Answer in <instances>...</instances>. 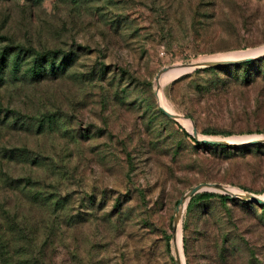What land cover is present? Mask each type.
Listing matches in <instances>:
<instances>
[{
  "label": "rangeland",
  "instance_id": "obj_1",
  "mask_svg": "<svg viewBox=\"0 0 264 264\" xmlns=\"http://www.w3.org/2000/svg\"><path fill=\"white\" fill-rule=\"evenodd\" d=\"M157 95L197 137L232 144L192 141ZM251 136H264V0H0V264H174L186 190L264 195V143L235 139ZM179 223L184 264H264V202L211 187Z\"/></svg>",
  "mask_w": 264,
  "mask_h": 264
},
{
  "label": "water",
  "instance_id": "obj_2",
  "mask_svg": "<svg viewBox=\"0 0 264 264\" xmlns=\"http://www.w3.org/2000/svg\"><path fill=\"white\" fill-rule=\"evenodd\" d=\"M254 58V56H245L242 58H235V59H215V60H203V61H196V62H189V63H185V64H180V65H173L176 69L181 70L180 74H184L186 72L192 71L194 69H198V68H204V67H214V66H221V65H231V64H237L243 61H246L248 59H252ZM173 66H168V67H162L160 68L154 75V82L157 86V79L159 77V75L163 72H165L168 68H171ZM178 75V76H179ZM161 111L163 112V114L165 116H167L168 118L175 120L176 121V117L178 116V114L175 113H171L166 111L163 107L159 106ZM189 135H191V137L193 139H195V141H198L200 143H205V144H215V145H227V144H232V142L226 140V139H221V138H213V139H207V138H198L197 137V133L195 130V127L193 125H191V130L190 132H187ZM243 144H252V143H264V136L263 137H259V138H254V139H248L242 142ZM216 188L226 194H229L230 196H234L238 199L241 200H245V201H249L255 204H260L264 202L263 198H260L258 195H254L252 193H248V192H227L226 191V187L219 185V184H209V183H204V184H198L195 186L190 187L188 190H186L179 198L178 201L174 207V214L172 216V221H171V234H170V239L171 242H173L174 240V228L177 224V222H179V215L181 213L182 210V203L185 201H187L189 199L190 196H192L193 194L197 193L198 191H207V189L209 188ZM173 263L174 264H179V259L177 256V253L174 252L173 253Z\"/></svg>",
  "mask_w": 264,
  "mask_h": 264
},
{
  "label": "bare ground",
  "instance_id": "obj_3",
  "mask_svg": "<svg viewBox=\"0 0 264 264\" xmlns=\"http://www.w3.org/2000/svg\"><path fill=\"white\" fill-rule=\"evenodd\" d=\"M257 51H260V50H257ZM257 51H247V52H239V53H231V54H228V55H224V56H219V57H215V59H235V58H240L241 56H244V55H248V54H254L255 52ZM254 56V55H253ZM181 70H178L176 69L174 66L171 67V68H168L165 72L161 73L157 79V85H161L163 82L167 81V80H171L175 77H177L179 74H180ZM160 95H157V99H158V103L161 107H163L166 111L168 112H171L173 113L167 106L166 104L164 103V101H162L160 99ZM176 121L178 123H181L184 127H186L189 131L191 130V124L186 121L183 117H181L180 115H178L176 117ZM198 138H209V139H213L212 137H207V136H199L198 135ZM255 137L254 136H251V137H244V138H235V139H238V140H243V139H254ZM256 138H259V137H256ZM226 140H234V139H226ZM226 191L227 192H240V191H237L235 189H232V188H227L226 187ZM260 198H264V195L263 196H259ZM185 204V201L182 203V207L184 206ZM173 245H172V254L174 252L177 253V256H178V259H179V264H184L183 263V255H182V250H181V229H180V223L177 222L175 228H174V240L173 242H171Z\"/></svg>",
  "mask_w": 264,
  "mask_h": 264
},
{
  "label": "trees",
  "instance_id": "obj_4",
  "mask_svg": "<svg viewBox=\"0 0 264 264\" xmlns=\"http://www.w3.org/2000/svg\"><path fill=\"white\" fill-rule=\"evenodd\" d=\"M5 48H13V47H9V46H7V47H5ZM15 49H16V48H15ZM4 50H5V49H4ZM5 51H6V50H5ZM29 51H30V50H29ZM12 52H14V50H13ZM31 53H32V51H31ZM43 57H45V55H43V54H39V53L36 54V59H38V60L43 59ZM232 66H233V65H232ZM50 67H51V69L54 68L52 65H50ZM40 71H41V69H40ZM205 133H207V132H205ZM185 135L188 136L192 141L196 142L195 139H193V138H192L189 134H187L186 132H185ZM211 197H218L220 200H225V199L228 198L226 195H219V194H214V193H210V192H200L199 194L195 195V197H193V199L208 200V199L211 198Z\"/></svg>",
  "mask_w": 264,
  "mask_h": 264
}]
</instances>
